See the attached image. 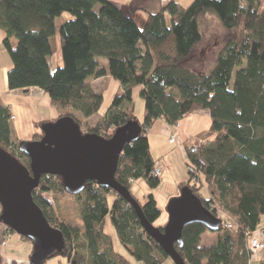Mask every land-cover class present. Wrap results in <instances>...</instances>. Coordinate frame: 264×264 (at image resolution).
<instances>
[{
	"label": "trees",
	"instance_id": "trees-1",
	"mask_svg": "<svg viewBox=\"0 0 264 264\" xmlns=\"http://www.w3.org/2000/svg\"><path fill=\"white\" fill-rule=\"evenodd\" d=\"M156 2L159 6L151 8ZM138 11L147 14L143 26L134 19ZM208 11L217 14L223 36L217 41V64L210 74H204L195 71L190 62L203 40L199 19ZM66 12L74 19L59 26L63 65L52 71L55 21ZM0 29L12 61L8 88L43 90L58 119L72 118L84 134L109 139L117 128L136 121L133 94L140 88L145 103L144 121L139 123L142 134L125 148L116 172L117 181L133 197L135 181L145 180L152 191L161 183L154 175L157 168L148 130L160 119L176 126L194 113L208 110L212 119L209 134L205 143L186 149L190 179L180 188H191L204 207L235 227L222 225L217 242L206 247L201 245L202 236L209 230L192 224L183 230V247H175L186 264H249L247 239L264 219L263 0H194L187 7L176 0L164 4L161 0H132L128 10L110 0H0ZM107 76L121 83L122 92L97 126L86 129L85 120L98 113L103 100L90 79ZM12 118L10 107L0 100V148L29 168V159L19 150ZM43 123H39L40 129ZM42 135L41 131L34 140ZM201 175L207 197L200 194L202 186L197 181ZM57 194L69 195L62 178L49 175L42 177L33 193L49 224L66 240L64 252L53 258L66 257L70 264H131L116 252L113 238L106 232L109 222L120 244L137 261L161 264L168 258L143 230L135 210L115 191L89 183L75 196L83 199L81 227L55 215L50 197ZM109 195L115 196L112 204ZM141 208L155 226L161 211L153 194ZM219 211L225 216L220 218ZM165 226L155 227L163 231Z\"/></svg>",
	"mask_w": 264,
	"mask_h": 264
},
{
	"label": "water",
	"instance_id": "water-1",
	"mask_svg": "<svg viewBox=\"0 0 264 264\" xmlns=\"http://www.w3.org/2000/svg\"><path fill=\"white\" fill-rule=\"evenodd\" d=\"M41 131V139L19 144L20 152L30 161L29 168L0 148V222L33 243L31 264H46L66 248L64 235L49 224L33 196L42 177L48 175L61 177L71 196L83 193L89 183L115 191L135 210L143 230L175 264H186L175 247H183L185 227L202 224L210 232L220 231L222 221L189 187L182 188L181 195L169 202V220L161 231L146 219L138 201L117 181L125 148L141 137L142 127L137 121L117 128L109 139L84 134L70 117L47 121Z\"/></svg>",
	"mask_w": 264,
	"mask_h": 264
},
{
	"label": "rangeland",
	"instance_id": "rangeland-1",
	"mask_svg": "<svg viewBox=\"0 0 264 264\" xmlns=\"http://www.w3.org/2000/svg\"><path fill=\"white\" fill-rule=\"evenodd\" d=\"M177 1L182 6L187 7L194 0L191 1L177 0ZM154 2L155 1H153V3ZM161 2L164 4L168 2V0H161ZM158 6L159 3L156 2L151 8L155 9ZM263 7H264V0H263ZM98 9L99 7L97 6L96 10ZM138 12H142V11H138ZM72 19H74V17L70 13L66 12L63 13L62 16L60 18H57L55 21L58 29L56 35L51 39L53 54L50 56V64L52 71H55L58 67L63 65L59 26L64 21H68ZM199 24H200V31L202 33L203 40L201 43H199L196 46L194 50V56L190 63L195 71L202 72L204 74H210L217 64L218 51L220 49V46L217 44V41L220 40L223 36V28L220 24L217 14L214 11H208L202 17H200ZM13 43H14L13 46H15L14 40ZM100 61L103 64L106 63V61L103 59H100ZM11 68H12V61L10 55L5 48L3 41L1 40L0 41V90H4L7 88V84H8L7 75ZM95 80L96 79H92V80L90 79V82ZM92 87L96 92H99L102 95L103 100L98 113L93 117L85 120L86 129H93L97 126L100 118H102L111 108L116 96L122 92L121 83L110 76L104 77L99 81L98 80L95 81ZM133 98H134V113H135L136 121L138 123H143L144 113H145L144 100L139 95H136L135 97L133 95ZM41 106L42 107L39 111H44L45 110L44 105L41 104ZM210 121L212 123V119ZM210 126L211 124L209 125V127L208 125L203 127L206 128L205 134L206 131L209 132ZM172 127L174 128L176 126H172ZM111 132L112 131L110 130V133ZM208 134L209 133H207V135ZM147 135L149 140L152 141V143L157 138L154 132H151V128L148 130ZM39 139L41 138H38L36 140ZM177 144L176 145L171 143L170 145L166 144L165 147L163 146V150L161 152H160V148L162 149V146L160 148H158L156 144L152 146L151 153L154 156L156 166L162 168L161 160L163 156H165L166 158L165 160L169 168V172L166 173L164 172L161 177H160L161 175V170H160V175L158 177H160L161 183L156 190L152 191L149 188L146 181L143 179L135 181L131 187L135 199L141 205H144L147 202V198L149 194L154 195L158 203V208L161 211V216L155 223V226H164L165 224H167L169 220V215L167 211L169 202L172 199L177 198L181 195L182 189L180 188V185L182 183L188 182L190 179L186 157L184 156L186 154V148H188L189 146L187 145L186 147L181 149L179 145L177 146ZM197 182L198 185L202 186L200 190V194L203 195L204 197H207L208 192H207L206 180L204 176L201 175L200 180H198ZM53 199L52 197H50L55 215L58 218H60V220L73 226H80V227L82 226L81 207H82L83 199L78 200L75 196H69L65 194L54 195ZM114 199H115L114 195H109L108 200L110 204H112ZM0 212H1V207H0ZM109 225H110L109 228L106 227L107 228L106 232L112 236L114 240V246L116 252L127 257L130 260L131 264H143L142 262H139L136 259H134L132 256H130L127 250L120 244L110 222ZM5 229H6L5 230L6 233H12L8 231L7 227ZM15 235L18 236L17 234ZM217 239H218V233L208 231L202 236L201 245L206 247L212 246L217 242ZM263 255H264V251L260 258H262ZM54 259H58V260L66 259L68 261V259L63 256H57V258L55 257ZM51 261H56V260H50L48 264H50ZM161 264H175V263L171 258H166L162 261Z\"/></svg>",
	"mask_w": 264,
	"mask_h": 264
},
{
	"label": "crops",
	"instance_id": "crops-1",
	"mask_svg": "<svg viewBox=\"0 0 264 264\" xmlns=\"http://www.w3.org/2000/svg\"><path fill=\"white\" fill-rule=\"evenodd\" d=\"M130 1L131 0H110L113 5L122 10H128ZM134 19L138 22L139 26H143L147 20V14L143 11L138 12L135 14ZM4 38L5 33L0 29V41H3ZM101 79L102 78L96 79L95 81ZM95 81H91L90 84L93 86ZM139 91V87L134 89V97L139 95ZM0 100L11 109L15 137L18 141L33 140L34 136L41 132L39 123L58 119L57 110L51 106L50 99L44 91L39 88L10 90L7 84L6 89L0 90ZM41 104L44 105V111H39L42 107ZM191 116L181 120L177 128H173L163 119L156 121L151 128V132H154L157 138L154 140L155 143L149 140L150 151L152 146L156 144L158 148L162 146V149L160 148L161 152L163 146L165 147L166 144L170 145L169 140L174 135L176 136V144L178 143L177 146L179 145L181 149L187 145L190 149L197 148L205 143L208 131H206L205 134L206 128L203 127L207 125L209 127L211 124L210 112L208 110H202ZM151 155L154 160L152 153ZM184 156L186 157V154ZM165 159V156H163L161 160L162 168L156 166L157 169L161 170L160 177L164 172H169ZM109 227L110 225L108 224L107 228ZM5 228V225L0 222V264H31L30 258L33 252L31 243L21 239L19 235L16 236L14 233H6ZM260 229H264V219L258 230ZM50 260H56L51 261L50 264H70L66 259L58 260L52 258ZM50 260H48L46 264H48ZM262 262H264V255L253 264H261Z\"/></svg>",
	"mask_w": 264,
	"mask_h": 264
},
{
	"label": "built area",
	"instance_id": "built-area-1",
	"mask_svg": "<svg viewBox=\"0 0 264 264\" xmlns=\"http://www.w3.org/2000/svg\"><path fill=\"white\" fill-rule=\"evenodd\" d=\"M177 127H179L178 124L176 125V128ZM170 143L176 144L175 135L170 138ZM154 175L158 177L160 175V169H156L154 171ZM223 216H225L224 213L219 211V217L222 218ZM222 225L227 229H233L235 227L233 222H222ZM247 250L250 253L249 264H253L258 261L264 251V229L257 230L252 235L248 236Z\"/></svg>",
	"mask_w": 264,
	"mask_h": 264
},
{
	"label": "bare ground",
	"instance_id": "bare-ground-1",
	"mask_svg": "<svg viewBox=\"0 0 264 264\" xmlns=\"http://www.w3.org/2000/svg\"><path fill=\"white\" fill-rule=\"evenodd\" d=\"M215 233H217V232H215Z\"/></svg>",
	"mask_w": 264,
	"mask_h": 264
}]
</instances>
